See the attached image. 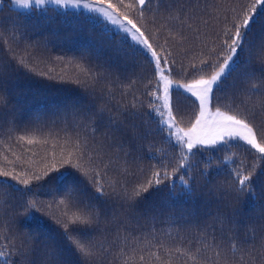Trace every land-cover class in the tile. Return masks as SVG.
I'll use <instances>...</instances> for the list:
<instances>
[{
	"label": "trees",
	"instance_id": "trees-1",
	"mask_svg": "<svg viewBox=\"0 0 264 264\" xmlns=\"http://www.w3.org/2000/svg\"><path fill=\"white\" fill-rule=\"evenodd\" d=\"M6 1L3 0L0 5L3 8L0 11V56L5 61L8 58L7 49L20 51L27 45L33 46V52L50 54L53 58L62 55L65 61L73 57L79 59L84 54L88 57L87 63L107 79L97 85L95 96L82 99V103L76 105L78 111L105 107L115 113L118 105H128L138 98L145 102L142 111L148 113L146 102L149 97L145 86H153L148 83L153 79L152 64L143 52L129 47L117 30L106 32L102 24H93L85 15H77V10L69 9V15L63 17L51 11L55 6H47L50 9L49 16H56V19L49 21L40 15V10L35 6L21 10ZM128 2L125 0V3ZM132 2L135 3V0ZM253 3L254 0H152L145 6L149 9L145 15L151 22L145 34L150 32V42L154 47L157 42L163 45L172 52L178 64L182 63L188 69L187 75L183 72H174L172 75L173 80L186 83L197 77L191 66H200L202 53L218 45V34L231 28L232 18L242 16ZM120 10L124 11V8ZM178 11L181 19L170 18ZM257 13V23L250 39L259 45L264 41V6L258 7ZM225 16L228 17L227 23ZM130 18L136 19L134 14ZM137 23L142 26L145 21L137 20ZM15 25L25 27L16 28ZM180 36L184 37L182 41ZM157 51L164 54L160 48ZM36 67L37 71L66 78L74 77L77 72L72 64L51 60L41 62ZM254 67L258 68L259 65L254 62ZM245 70L242 65L240 72ZM241 79L239 72L233 73L217 95L221 99L230 96L233 85L239 84ZM3 87L9 103L4 109L5 117L0 127V171L26 174L29 178L53 165L63 171L60 161L69 152H75L77 134L88 137L89 146L95 148L92 157L95 171L99 173L96 178L105 187L113 181L124 182L127 186L145 182L151 177L152 171L162 170L161 161H165L169 173L178 165V150L156 132L155 116L144 117L151 126L152 135L139 142L143 145L142 151L138 153L135 148L128 147L121 150L119 147H110L113 139L108 129L97 125L98 130L93 137L91 122L72 115L73 101L84 96L76 85L60 84L21 73ZM247 87L250 88L251 84ZM180 99L188 106L189 112L195 109V98L181 95ZM242 99L248 100L251 105L259 98L252 95L249 99L246 92ZM11 119L15 120L14 124L8 123ZM22 136L25 139H19ZM29 139L34 142L29 144ZM128 152L131 154L126 155ZM150 155L159 159H149ZM228 155H232L234 164L222 163ZM209 160L211 165L207 167L208 176L205 178L200 173L205 170ZM241 162L245 171L253 165L257 172L264 170V159L243 146L232 147L230 151L208 150L192 158L196 167L191 174L197 178V183L193 184L191 195L182 194L183 189L177 181L175 196L170 197L169 182L166 181L160 185L162 191L147 202L155 209L149 215L139 219L117 216L113 220L111 215L102 217L100 225L88 237L97 246L96 258L86 260L85 264H224L225 259L230 264H264V251L259 249L261 234L251 233L244 227V224L254 221L261 222L260 217L264 216V183L257 186L254 198L245 192L232 204L233 209L244 213L239 217L240 238L236 241L235 252L231 251V242L227 237L223 243L220 241V225L215 219L218 204L208 193L209 180L213 185L232 181L230 175H217V168H239ZM182 172L183 169L174 173V176ZM92 175L95 176V172ZM87 186L85 180L82 188L87 189ZM31 187L32 199L51 203L52 211H58L54 202L62 196L61 192L47 185L44 180H32ZM10 215L0 211V251L5 250L4 245L8 246L7 250H11L15 242L13 229L34 233L40 239L60 238V226L45 212H38L29 220L20 217L18 220L23 222L15 225L10 223ZM217 244L220 247H215Z\"/></svg>",
	"mask_w": 264,
	"mask_h": 264
},
{
	"label": "snow or ice",
	"instance_id": "snow-or-ice-1",
	"mask_svg": "<svg viewBox=\"0 0 264 264\" xmlns=\"http://www.w3.org/2000/svg\"><path fill=\"white\" fill-rule=\"evenodd\" d=\"M151 2L152 0H135V3L132 0L128 3L125 0H12L13 6L19 8L35 6L40 10V15L49 21L56 19V16L67 17L68 10L73 9L77 10V15H85L93 24H102L106 32L113 28L118 30L129 47L143 52L151 62L153 79L148 83L153 86H145L146 95L149 97L146 102L149 110L147 114L142 111L145 102L138 98L128 105H118L115 113L105 107L80 112L76 105L82 103V99L95 96L97 85L107 79L103 73L87 63L86 55L81 54L79 59L73 57L65 61L62 55L53 58L50 54L33 52L32 45H27L20 51L9 48L6 61L0 56V127L3 126L4 109L9 103L4 84L21 73L29 77L38 76L60 84L76 85L84 96L73 101L72 115L91 122L93 137L98 130L97 125L108 129L113 139L110 147H119L121 150L125 147L135 148L136 152H141L143 145L139 142L152 135L151 126L144 117L155 116L156 132L164 137L166 143L178 150L179 162L172 173L167 170L165 161H161L162 170L152 171L151 177L145 182L127 186L124 182L113 181L105 187L96 178L99 173L95 171L92 157L95 148L89 146L88 137L77 134L75 152H69L60 161L63 171L53 165L42 173L33 174L31 178L26 174L0 171V211L11 213L9 220L12 225L22 223L23 221L18 220L20 217L29 220L36 213L45 212L61 229L59 239H40L34 233L23 230L17 232L13 229L15 242L12 243L10 251L7 250V245L3 246L5 250L0 251V264H85L86 260L92 261L96 258L97 246L88 237L100 225L102 217L111 215L113 220L117 216L139 219L149 215L155 209L147 202L162 191L160 185L166 181L169 182L167 186L170 197L175 196L177 181L183 189L182 194L191 195L194 191L193 184L197 183V178L191 174L196 167L192 158L208 150L230 151L232 147L243 146L264 159V41L257 45L250 39L257 23V8L264 6V0H254L246 13L232 18L231 28L218 34L219 44L202 53L199 67L195 64L191 66L197 77L186 83L173 80L172 75L174 72L187 75L188 69L182 63L178 64L172 52L163 45L157 42L154 47L150 42V32L145 34L148 24L151 23L145 15L149 11L145 6ZM2 4L3 0H0V5ZM48 5L55 6L51 11H55L56 16H49ZM0 11H3L2 6ZM133 14L136 19L130 18ZM170 18L181 19L180 11ZM224 19L227 23L228 17L225 16ZM137 20L145 21V24L141 26ZM179 39L182 41L184 37L180 36ZM157 48L164 54L158 52ZM204 56L207 58H203ZM50 60L74 65L77 69L76 75L66 78L63 75L53 76L50 72L37 71L36 66L39 63ZM254 62L259 65L258 68L254 67ZM242 65L246 69L244 72H240ZM238 72L242 76L239 84L233 85L230 96L221 99L217 92L232 78L233 73ZM131 83L135 84V81ZM249 84L250 88L247 87ZM246 92L249 99L252 95L259 99L250 105L248 100L242 99ZM181 95L195 98L194 110L189 112L188 106L180 99ZM8 123L14 124L15 120H8ZM117 133L120 135L117 136ZM19 139L23 140L25 137ZM33 142L28 140L29 144ZM149 159L159 157L150 155ZM226 162L235 163L232 155L226 156L222 161ZM210 165L211 160L200 175L207 178V167ZM181 169L183 172L174 176ZM93 172L95 176L92 175ZM220 174L230 175L231 183L213 185L209 180L208 193L218 204L215 219L220 225V241L223 243L227 237L231 242V251L235 252L236 241L240 238L239 217L244 213L233 209L232 204L245 192L254 198L257 186L264 183V170L257 172L253 165L250 170L245 171L241 162L239 168H217V175ZM32 180H44L47 185L62 193L54 202L58 211H52L51 203L45 204L31 198ZM85 180L88 182L87 189L82 188ZM260 221L244 224V227L251 233L261 234L259 249L264 251V216L260 217ZM224 264L230 262L225 259Z\"/></svg>",
	"mask_w": 264,
	"mask_h": 264
},
{
	"label": "rangeland",
	"instance_id": "rangeland-1",
	"mask_svg": "<svg viewBox=\"0 0 264 264\" xmlns=\"http://www.w3.org/2000/svg\"><path fill=\"white\" fill-rule=\"evenodd\" d=\"M10 6H12V7H14V8H17V9H21V10H28V9H30V8H28V9H25V8H19V7H16V6H13V4H12V0H7L6 1ZM48 6H53V5H48ZM33 7V6H32ZM71 10H73V9H71ZM80 11H83V10H80ZM114 29V28H113ZM114 30H116V29H114ZM118 31V30H117Z\"/></svg>",
	"mask_w": 264,
	"mask_h": 264
}]
</instances>
